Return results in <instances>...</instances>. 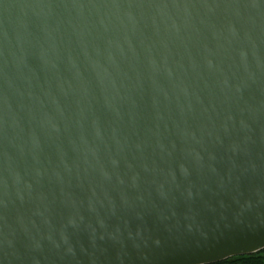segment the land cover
<instances>
[{
	"label": "water",
	"instance_id": "95a60500",
	"mask_svg": "<svg viewBox=\"0 0 264 264\" xmlns=\"http://www.w3.org/2000/svg\"><path fill=\"white\" fill-rule=\"evenodd\" d=\"M263 249L264 0H0V264Z\"/></svg>",
	"mask_w": 264,
	"mask_h": 264
},
{
	"label": "trees",
	"instance_id": "16d2710c",
	"mask_svg": "<svg viewBox=\"0 0 264 264\" xmlns=\"http://www.w3.org/2000/svg\"><path fill=\"white\" fill-rule=\"evenodd\" d=\"M214 264H264V249L253 254L233 256Z\"/></svg>",
	"mask_w": 264,
	"mask_h": 264
}]
</instances>
